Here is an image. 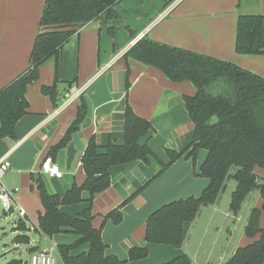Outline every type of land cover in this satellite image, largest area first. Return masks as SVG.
<instances>
[{
	"label": "crops",
	"instance_id": "crops-1",
	"mask_svg": "<svg viewBox=\"0 0 264 264\" xmlns=\"http://www.w3.org/2000/svg\"><path fill=\"white\" fill-rule=\"evenodd\" d=\"M45 3L46 0H0V90L29 69ZM116 11L120 20L111 22L113 31H110L106 17H102L89 23L70 39L61 51L57 74L54 58L41 66L38 82L28 87L29 114L18 122L16 138L0 139V162L8 159L12 165L3 182L13 185V175L21 174L16 182L21 184L23 193L20 195L19 191L16 196L18 203L30 210L33 201L40 200L38 191L32 190L36 186L32 176L41 178L50 193L60 196H64L74 183L82 185L86 174L81 159L89 141L94 137L102 146H106L110 140L123 143L128 96V102L136 114L149 120L157 131L155 135L142 139L141 144L148 142L160 162L152 159L150 165L137 161L112 168L111 187L96 195L93 201V225L95 228L103 226L102 239L108 245V255L126 260L133 247L147 246L149 254L157 253L160 256L152 263L147 262V258L141 264H162L186 253L183 249H172L171 246L148 244L145 239L147 220L152 213L167 204L201 196L209 180L195 174L200 173L207 151L200 150L204 155L198 164L186 156L173 163L124 207L121 224L115 225L112 220L104 224L106 215L161 171V162L169 163L167 149L181 152L192 142L183 148L180 146L183 140L173 144L161 139L163 132L174 136L181 126H190L188 122L191 119L185 102L181 105L179 89L181 84L188 82L174 83L161 71L131 61V88L128 92V69L124 55L140 39L147 37L162 44L236 64L264 78V55L249 56L236 52L240 14L264 15V0H122ZM56 75L61 82V90L65 89L67 83L75 82L72 89L77 91L76 99L64 98L57 108L41 92L43 85L54 83ZM188 93L185 96H193L196 89ZM81 96L87 100L88 113L80 130L72 137L76 170L64 173L61 168L69 156L67 147L53 161L60 166L63 177H51L43 165L48 159L50 148L61 141L76 118ZM88 196V193L83 195L84 199H88ZM87 208V202H83L62 209L74 216ZM206 208L202 209L194 223L186 224V238ZM40 212H43L42 204L35 221L29 220L30 223L28 219L25 220L30 223L31 231H36ZM261 226H264V220ZM38 236V243L31 242V246L40 250L51 243L59 247L71 245L79 239L73 234L48 238L38 233ZM252 242L242 237L234 247L226 249L216 260L210 259L206 264H225L238 248ZM211 249L215 251V247ZM88 250L89 247L85 246L75 254Z\"/></svg>",
	"mask_w": 264,
	"mask_h": 264
},
{
	"label": "trees",
	"instance_id": "trees-1",
	"mask_svg": "<svg viewBox=\"0 0 264 264\" xmlns=\"http://www.w3.org/2000/svg\"><path fill=\"white\" fill-rule=\"evenodd\" d=\"M122 0H46L40 30L30 57L29 69L0 90V139H15L18 122L29 114L28 87L38 82L40 68L48 60L57 63L64 46L89 23L106 17L111 25L120 20L116 7ZM236 52L240 55H264V15L240 14L237 26ZM127 63V91L131 88L129 76L131 61L161 71L174 83L188 82L196 89L193 96H185L184 102L194 124V138L181 152L167 149L169 163L161 162V171L144 186L126 199L117 209L104 217V224L112 220L115 225L123 221V209L131 203L151 182L165 172L173 163L186 156L196 160L200 150L207 151L200 173L209 180L208 187L200 197H190L167 204L152 213L146 226L148 244L166 245L180 249L186 239V224L194 223L203 208L219 203L230 180L237 182L232 193L230 212L237 216L244 201L257 189L263 202L261 208H253L245 227L247 238L253 242L240 247L225 264H264V177L256 171L264 169V78L240 66L214 57L180 49L153 41L140 39L125 55ZM57 75L52 85H43L41 92L50 98L55 108L74 87L67 83L60 89ZM88 113V103L80 97L76 118L59 143L52 146L47 158L54 161L61 150L72 143V137L80 130ZM157 133L152 123L136 114L128 96L125 107L124 141L118 144L110 140L106 146L98 144L93 137L81 159L86 179L76 183L64 196L50 193L45 182L39 178L36 184L43 212L38 215L36 231L53 238L60 234H73L79 239L71 245H60L59 255L63 264H141L149 257V248L133 247L129 257L121 260L108 255V245L102 239L101 228H95L92 205L96 195L111 187V169L137 161L150 165L152 159L160 162L148 142L141 140ZM88 193V199H84ZM87 202L88 208L77 216L63 211L64 206ZM17 244L29 245L28 227L23 220L17 224ZM88 246V251H76ZM38 247L30 249L35 252ZM8 264H23L14 259ZM162 264H192L186 255L177 256Z\"/></svg>",
	"mask_w": 264,
	"mask_h": 264
},
{
	"label": "rangeland",
	"instance_id": "rangeland-1",
	"mask_svg": "<svg viewBox=\"0 0 264 264\" xmlns=\"http://www.w3.org/2000/svg\"><path fill=\"white\" fill-rule=\"evenodd\" d=\"M179 89L180 102L181 105H183L185 95H189L188 92H193L194 87L192 84L186 83L181 84ZM188 123L190 126H181L177 135L172 136L170 133L163 132L161 134L162 141L165 143L175 144L178 142V140H183L181 141L182 143H180V146H184L183 148H185L194 138L193 123L192 121H189ZM203 155L204 152L199 151L195 161L192 158L190 159L193 163L198 164ZM61 168L64 173H69L70 171L74 172L76 170V161L73 162L70 170L67 168V161L64 166H61ZM256 173L260 176V182H262V178L264 177V169L259 168ZM20 175L21 174H14V184H6L5 186L8 189L11 187H17L21 195L23 193V188L20 183L16 182L17 177ZM236 188L237 182L233 179L230 180L219 204L206 208L195 227L188 233L190 236L185 239V242L180 249H183L185 253L191 258L192 264H206L210 259L214 261L216 260V257L222 252H225L226 249L230 250L232 247H234L238 241L242 239V237L248 239L245 234V227L248 223L251 210L253 208H261L263 198L260 190H255L244 201L240 213L235 216L230 212V205L232 201V193L236 190ZM32 190L37 191L36 186ZM36 198L38 197L36 196ZM19 206L26 210L28 214V221H35L38 211L41 210V202L39 198L33 201L32 206H30L31 210L22 203H19ZM74 216H77V214ZM262 220H264V212L261 215V222ZM23 221L26 223V226L29 230L27 235L31 237L29 245L16 243L15 238L17 235L21 234L20 232L16 231L17 224L19 223V216L17 212L13 215H6L3 213V210L0 207V264H8L14 259L22 260L23 264H29L31 254L39 252L40 248H38V250L35 252H30V249L34 248L31 246V242L38 243L40 237L36 231H31L30 223L32 222L29 221V223L28 221ZM48 246L49 244L46 247ZM212 247H215V251L211 249ZM172 249H174V247ZM58 252L56 253L57 262L58 264H61L62 262ZM159 256L160 254L157 253L149 254L147 262L152 263V261L156 260Z\"/></svg>",
	"mask_w": 264,
	"mask_h": 264
},
{
	"label": "built area",
	"instance_id": "built-area-1",
	"mask_svg": "<svg viewBox=\"0 0 264 264\" xmlns=\"http://www.w3.org/2000/svg\"><path fill=\"white\" fill-rule=\"evenodd\" d=\"M77 91L71 89L66 95L65 99H76ZM45 172L51 177L62 178L63 172L59 165L53 162L52 158L46 159L44 165ZM12 165L8 159H4L0 162V207L3 213L6 215H13L17 212L20 220H26L28 214L26 210L19 206L17 200L18 189L10 190L6 188L3 179L6 174L10 171ZM58 247L56 244L51 243L48 247L43 250L31 255L29 264H58L56 253ZM59 254V252H58ZM60 256V255H59ZM63 264V263H61Z\"/></svg>",
	"mask_w": 264,
	"mask_h": 264
},
{
	"label": "water",
	"instance_id": "water-1",
	"mask_svg": "<svg viewBox=\"0 0 264 264\" xmlns=\"http://www.w3.org/2000/svg\"><path fill=\"white\" fill-rule=\"evenodd\" d=\"M68 154H69V156L67 159V168L70 169L72 166V163L74 162L75 155H76L75 149H74V144H72V143L68 146Z\"/></svg>",
	"mask_w": 264,
	"mask_h": 264
}]
</instances>
